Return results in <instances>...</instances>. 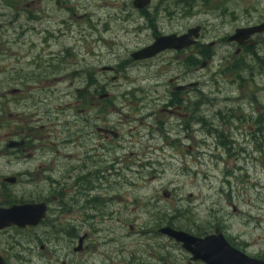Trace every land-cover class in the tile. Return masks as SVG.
Here are the masks:
<instances>
[{"label":"rangeland","instance_id":"rangeland-1","mask_svg":"<svg viewBox=\"0 0 264 264\" xmlns=\"http://www.w3.org/2000/svg\"><path fill=\"white\" fill-rule=\"evenodd\" d=\"M132 1L0 0V182L16 177L7 193L21 201L35 198V186L48 195L46 178L60 184L70 216L59 227L71 220L76 235L87 234L99 264H199L158 233L164 227L197 237L218 229L264 260V61L232 59L233 48L204 69L199 60L198 112L187 106L181 118L161 112L177 84L171 56L129 58L154 36L195 26L199 51L264 22V0H152L143 11ZM244 61L247 70H231ZM96 127L118 138L104 140ZM20 131L30 160L5 152ZM81 166L84 184L75 186L69 169Z\"/></svg>","mask_w":264,"mask_h":264},{"label":"flooded vegetation","instance_id":"flooded-vegetation-1","mask_svg":"<svg viewBox=\"0 0 264 264\" xmlns=\"http://www.w3.org/2000/svg\"><path fill=\"white\" fill-rule=\"evenodd\" d=\"M259 24L248 25L243 28L248 29ZM192 28L194 27L189 29ZM199 28L200 36L202 27ZM189 29L186 30V33ZM238 29L240 28L235 29L234 32L236 33ZM173 35L179 37L184 34L179 35L173 33ZM231 36L226 35L218 37L215 42H211L207 45L199 43L198 51L197 33V38L195 39L196 41L191 46L180 50H167L156 57L149 59L151 62L169 55L171 56V59L169 60L170 64L175 63L179 69L175 78L177 84L170 88V92H168V94L166 93L167 101L164 103L163 110L161 112L168 114L169 117L186 118L188 116L187 106L190 105L194 106L196 112H198L199 60L201 61L200 69H204L207 64H209L210 60L217 57L218 51L225 54V58L228 60L230 58L229 54H231L229 49L233 48V54H231V57L233 56L232 59L237 58L239 55L250 56L253 58L252 60L259 61L260 65L263 63V58L257 56L258 50L260 53L261 51L264 52L263 32L251 34L246 37V39H240L239 41H230L229 39ZM222 57L224 58V56ZM252 60H250L249 63ZM241 65L244 68L235 64L231 70L247 68L245 61L242 62ZM112 71L115 72V70ZM262 71H264V67L262 68ZM103 72L106 74L110 73L108 71ZM114 79L115 77H112L110 80L114 81ZM97 96H99L98 99L100 101L105 99H102L103 96L108 97V95L99 93L96 97ZM184 112L186 114H184ZM4 116V125L5 123H10L11 115L4 114ZM98 128L110 130L114 133V135L103 132L99 133L97 131ZM96 133L101 135L104 140L118 138V134L115 131L107 128L96 127ZM20 134L22 135L21 137H14L11 140H8L7 143L9 141L22 142V145H17V147L10 149L6 146V143L5 152L7 154L18 156L20 160H30L33 155L32 153H26L28 139L26 134H23V131H20ZM70 142L73 145L76 144L75 140L70 139ZM82 171V166L77 168L72 167L69 169V172L74 173L76 176L75 178L73 176L75 186L84 184ZM49 172L53 174L54 170L49 169ZM20 176H22V178L25 177V173L22 172ZM7 179H14V183H6ZM45 180L50 183L48 195L43 193L41 186H35V192H37L35 198L27 199V201H21L14 200L16 199L14 197L10 198L7 193V187H16L20 181H18V179L14 176L2 178V181L0 182V211L7 210L14 205H34L38 207L37 209L41 210V218L35 225H26L24 227L0 225V264H99L98 260H91V257L95 254L91 255L88 253L89 246L87 245V241L89 236L87 234H83L82 236L76 235L71 225V220L68 221L67 230L59 227L60 219L65 220L69 218L70 215L67 212L68 209L63 205L61 200V185H58L57 182L52 180V178H46ZM20 185H24L26 187L31 186L27 183V180L24 182L23 179ZM55 191L56 194H53ZM61 235L64 236L67 242H64L65 240H60Z\"/></svg>","mask_w":264,"mask_h":264},{"label":"water","instance_id":"water-1","mask_svg":"<svg viewBox=\"0 0 264 264\" xmlns=\"http://www.w3.org/2000/svg\"><path fill=\"white\" fill-rule=\"evenodd\" d=\"M178 1V0H167ZM150 4V0H134L132 6L141 10ZM199 28L191 29L186 34L176 37L174 35L158 37L153 44L131 54L134 61L144 60L167 50H180L194 44ZM264 32V23L259 26L237 30L230 41L246 39L251 34ZM15 147L16 144H10ZM13 182V179L6 180ZM167 197L168 194L165 193ZM42 207V206H39ZM34 205H17L10 209L0 211V225L24 227L35 225L41 218V210ZM159 233L179 243L183 250L190 254V260L201 264H264V261L246 256L240 251L232 248L217 231L203 238H196L182 231L168 227L159 230Z\"/></svg>","mask_w":264,"mask_h":264},{"label":"trees","instance_id":"trees-1","mask_svg":"<svg viewBox=\"0 0 264 264\" xmlns=\"http://www.w3.org/2000/svg\"><path fill=\"white\" fill-rule=\"evenodd\" d=\"M191 1H193V0H187V1H183L182 3H189V2H191ZM171 226V225H170ZM203 236V235H202Z\"/></svg>","mask_w":264,"mask_h":264}]
</instances>
